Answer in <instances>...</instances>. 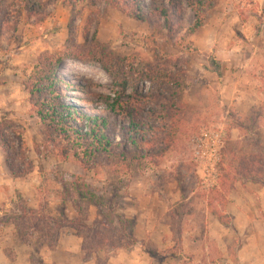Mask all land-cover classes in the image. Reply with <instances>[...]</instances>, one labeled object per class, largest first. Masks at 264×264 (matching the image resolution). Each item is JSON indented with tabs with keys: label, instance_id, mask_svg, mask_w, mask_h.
<instances>
[{
	"label": "rangeland",
	"instance_id": "rangeland-1",
	"mask_svg": "<svg viewBox=\"0 0 264 264\" xmlns=\"http://www.w3.org/2000/svg\"><path fill=\"white\" fill-rule=\"evenodd\" d=\"M150 1L144 0L145 8ZM178 1L171 10L173 32L163 20L152 16L143 23L103 0L73 8L57 0L45 22L24 15L21 31L4 33L2 58L16 55L24 63L13 78L22 84L18 114L4 116L24 136L8 130V143L21 155L9 161L17 170L32 166L16 176L0 146V184L8 199L0 222L8 252L10 227L20 243H53L64 232L80 233L85 255L101 264L120 253L142 264H264V185L247 186L235 173L237 161L231 168L236 153L253 154L256 144L264 145V7L258 0H203L207 23L192 32L195 13L188 0ZM6 2L0 19L5 7L22 4ZM86 21L90 37L124 60L108 59L105 66L70 59L61 74L72 85L57 93L68 105L78 98L86 111L105 117L113 148L92 154L83 147L63 156L27 87L41 53L86 44ZM242 91L247 103L237 98ZM117 98L122 104L113 109ZM174 102L175 115L168 116ZM133 121L148 131L152 146L133 141ZM213 129L225 133L226 157L217 176L207 177L196 150L202 133ZM126 145L136 160L119 157ZM149 149L156 156L147 157ZM231 197L238 216L228 213Z\"/></svg>",
	"mask_w": 264,
	"mask_h": 264
},
{
	"label": "trees",
	"instance_id": "trees-1",
	"mask_svg": "<svg viewBox=\"0 0 264 264\" xmlns=\"http://www.w3.org/2000/svg\"><path fill=\"white\" fill-rule=\"evenodd\" d=\"M7 0H0V8H3V4ZM57 0H21L22 4H17L15 11H11V7H5L3 9L4 15L0 19V41L7 30L17 32L20 27V22L24 15L37 16V23H43L48 18L53 17V13L50 11L51 6ZM100 0H63L65 5L71 8L78 4L89 2L95 6ZM107 5L114 6L122 13L130 18L138 20L143 23H150L152 16L156 20H163L165 23V29L173 32L175 24L172 20L171 10H175L180 6L178 0H168L169 5L164 0H151L147 8H145L144 0H103ZM23 3H26L23 5ZM189 6L195 13L194 25L191 27L192 32H197L206 23L205 17L207 4L203 0H188ZM11 12H14L11 14ZM11 16H13V23H11ZM84 34L86 44L83 45H70L63 50H49L39 55L37 63L33 68L31 75V82L28 85L30 92V101L33 108L36 110L37 115L41 121L47 125L48 132L55 142V145L61 149L63 156H67L74 151L79 152L83 147L90 150L92 154L101 152L102 154H110L113 148L112 142L109 139L106 131L108 128L107 119L101 115H94L84 109V106L71 103L67 104L64 98V94L59 95L58 89L62 85H72V82L68 80L65 75L61 74L66 63L70 59H80L85 62H92L99 60L105 62L108 59L124 60L114 53H112L108 46L96 42L95 34L90 37L89 23L86 21L84 25ZM93 40V41H92ZM90 44V45H89ZM105 66L106 63H104ZM173 79V78H172ZM172 82V81H171ZM181 87V81L180 85ZM168 98V97H165ZM117 101L111 105L114 109L117 105L121 106V102ZM178 104L174 102L172 105H168L167 114L170 113L174 116L175 113L172 109H176ZM129 108V105H128ZM171 109V111H170ZM168 119V118H166ZM173 123V121H171ZM135 132L134 142H140L142 145L148 147L152 146L154 140L149 138L148 131L145 128L139 127V123L133 121L130 122V127ZM14 121L4 117L0 122V146L6 153L8 158V165L16 176L26 175L30 170L31 164L26 169H15L11 163L12 155L15 157L21 156L11 144L8 143L6 138L8 130L11 129L15 134H18L20 138L24 140V136L20 131H16L13 127ZM89 142V143H88ZM256 151L253 154H245L239 156L238 153L234 155V160L231 162V168L234 167V163L237 161V169L235 173L244 180H251L260 182L264 185V145L256 144ZM25 147V143L23 145ZM87 154V153H86ZM104 154V155H105ZM147 157L156 156L157 152L153 149L146 151ZM223 160L225 162L226 152L225 146L222 149ZM117 154L113 152L111 159L114 160ZM23 156V153H22ZM125 160H136L139 155L137 152L133 153L125 146V151L122 155ZM143 161L141 162V164ZM27 164V163H25ZM24 164V166H26ZM230 165V164H229ZM28 166V165H27ZM32 167V166H31ZM25 168V167H24ZM220 221L224 223L223 216L219 215ZM79 227V226H78ZM84 227V226H83ZM98 229V228H97ZM96 229V238L100 237ZM51 231H48V234Z\"/></svg>",
	"mask_w": 264,
	"mask_h": 264
},
{
	"label": "crops",
	"instance_id": "crops-1",
	"mask_svg": "<svg viewBox=\"0 0 264 264\" xmlns=\"http://www.w3.org/2000/svg\"><path fill=\"white\" fill-rule=\"evenodd\" d=\"M260 7H264V0H258ZM22 29L20 28L19 31ZM4 53L0 51V117L11 116L14 117L18 113L16 109L20 104V91L22 89V84L17 80H13L19 69L24 65L23 60L16 55L8 60L2 58ZM5 63V64H4ZM3 79V80H2ZM247 91V89H246ZM248 92V91H247ZM242 91L237 97L240 103L244 101L248 102L249 94ZM244 100V101H243ZM1 119V118H0ZM2 163H0L1 165ZM247 186H256V184L248 180L246 181ZM5 188L0 184V194L3 193ZM238 195L242 196L244 193L236 192ZM260 198L264 204V188L259 191ZM235 197H231V201L228 205V213L234 216L240 214L239 208L236 213L232 210V207H237V200ZM8 199L2 194L0 198V218L4 215V208H7ZM7 203V204H6ZM33 204L34 202L31 201ZM6 204V205H5ZM35 204V203H34ZM232 206V207H231ZM218 217L213 215V218ZM216 221L220 222L217 218ZM215 221V222H216ZM221 223V222H220ZM3 224L0 222V264H101L99 259L93 255L87 257L84 253L83 243L84 237L82 234L67 231L61 234L53 243L43 240V238L38 241H26L18 242L17 234L15 229H7V233H10L9 245L4 243V229ZM222 224V223H221ZM6 232V231H5ZM10 249L13 254H10ZM128 258V259H127ZM124 258L122 253L119 256L110 258L108 264H142L138 262L131 261L129 257Z\"/></svg>",
	"mask_w": 264,
	"mask_h": 264
},
{
	"label": "built area",
	"instance_id": "built-area-1",
	"mask_svg": "<svg viewBox=\"0 0 264 264\" xmlns=\"http://www.w3.org/2000/svg\"><path fill=\"white\" fill-rule=\"evenodd\" d=\"M224 136V131L213 129L203 132L199 137L201 144L196 150V155L203 162L207 177L217 176L222 160Z\"/></svg>",
	"mask_w": 264,
	"mask_h": 264
},
{
	"label": "bare ground",
	"instance_id": "bare-ground-1",
	"mask_svg": "<svg viewBox=\"0 0 264 264\" xmlns=\"http://www.w3.org/2000/svg\"><path fill=\"white\" fill-rule=\"evenodd\" d=\"M74 99H75V98H74ZM74 101H75V103H77V104H81V100H80V99H78V98H77V99H75Z\"/></svg>",
	"mask_w": 264,
	"mask_h": 264
}]
</instances>
